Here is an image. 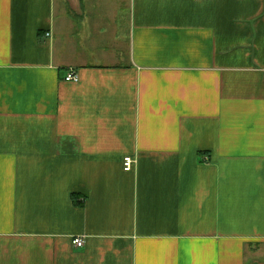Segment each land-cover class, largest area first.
I'll list each match as a JSON object with an SVG mask.
<instances>
[{
  "label": "crops",
  "instance_id": "obj_1",
  "mask_svg": "<svg viewBox=\"0 0 264 264\" xmlns=\"http://www.w3.org/2000/svg\"><path fill=\"white\" fill-rule=\"evenodd\" d=\"M0 264H264V0H0Z\"/></svg>",
  "mask_w": 264,
  "mask_h": 264
},
{
  "label": "built area",
  "instance_id": "obj_2",
  "mask_svg": "<svg viewBox=\"0 0 264 264\" xmlns=\"http://www.w3.org/2000/svg\"><path fill=\"white\" fill-rule=\"evenodd\" d=\"M195 1H198V0H195ZM79 80H80L79 75L76 72H74V71L69 72L67 74L66 78H65L66 82L78 83ZM135 164H136V160H134L132 158H126L124 160V170L127 171V172L131 171ZM84 244H85V241L81 237H76L73 240V245L76 248H83Z\"/></svg>",
  "mask_w": 264,
  "mask_h": 264
}]
</instances>
